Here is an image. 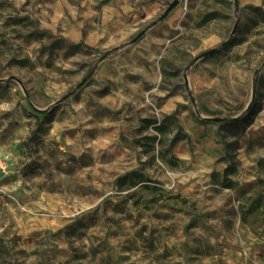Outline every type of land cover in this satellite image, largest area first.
I'll return each instance as SVG.
<instances>
[{
	"label": "rangeland",
	"instance_id": "374dc122",
	"mask_svg": "<svg viewBox=\"0 0 264 264\" xmlns=\"http://www.w3.org/2000/svg\"><path fill=\"white\" fill-rule=\"evenodd\" d=\"M0 264H264V0H0Z\"/></svg>",
	"mask_w": 264,
	"mask_h": 264
},
{
	"label": "trees",
	"instance_id": "16d2710c",
	"mask_svg": "<svg viewBox=\"0 0 264 264\" xmlns=\"http://www.w3.org/2000/svg\"><path fill=\"white\" fill-rule=\"evenodd\" d=\"M156 129L159 132L162 131L161 127H157ZM228 174H229V169L226 170V175L228 176ZM133 175H135L134 172H129V173L125 174L124 176L118 177L116 179V184L119 186V188H126L127 187L129 189V188L136 186L138 183L143 182L142 175L139 176L137 181L133 180ZM233 185H234V183L232 181H229L228 187H232ZM261 201H262V198H259L258 203L261 204Z\"/></svg>",
	"mask_w": 264,
	"mask_h": 264
}]
</instances>
